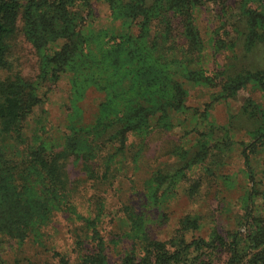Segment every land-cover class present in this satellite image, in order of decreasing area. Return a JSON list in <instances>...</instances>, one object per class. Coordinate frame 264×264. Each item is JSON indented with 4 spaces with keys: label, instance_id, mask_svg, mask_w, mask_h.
Segmentation results:
<instances>
[{
    "label": "rangeland",
    "instance_id": "1",
    "mask_svg": "<svg viewBox=\"0 0 264 264\" xmlns=\"http://www.w3.org/2000/svg\"><path fill=\"white\" fill-rule=\"evenodd\" d=\"M82 17L83 33L97 60L99 39L107 50L126 33L139 34L137 27L125 29L114 21L104 0H91ZM188 17L198 43L192 51L183 35L187 18L167 15L176 34V59L191 62L188 69L195 74L178 77L188 110L176 115L171 126L128 133L124 156L108 172L100 160L92 177L77 156H70L64 163L68 198L61 205L50 204L48 225L26 239L0 235V264H82L84 257L98 253L99 242L106 264H124L128 256L142 257L140 241L128 237L136 224L150 239L169 243L185 218L198 223L197 230L184 236L187 243H208L215 235L228 244L239 242L235 259L225 250L210 249L197 264H248L253 254L264 251V90L250 81L236 91H224L225 82L235 77L264 76V0H202ZM248 18H256L252 27ZM16 27L6 58L9 71L35 86L40 98L27 119L25 138L28 144H44L57 152L71 128L94 124L106 100L107 91L98 88L105 81L86 86L85 76L65 73L40 86L43 53L23 36L20 21ZM249 107L254 121L246 117ZM210 124L217 130L207 137ZM197 154H203L201 164L184 165ZM175 164L176 180L169 184L165 174ZM251 231L261 246L252 243Z\"/></svg>",
    "mask_w": 264,
    "mask_h": 264
},
{
    "label": "trees",
    "instance_id": "2",
    "mask_svg": "<svg viewBox=\"0 0 264 264\" xmlns=\"http://www.w3.org/2000/svg\"><path fill=\"white\" fill-rule=\"evenodd\" d=\"M90 1L0 0V235L3 237L22 241L30 232L48 225L49 205H61L69 196L64 163L70 156H77L91 176L100 160L108 172L110 165L124 156L128 133L171 126L176 115L188 110L186 93L178 77L191 79L195 74L188 69L191 62L176 59V34L167 15L179 13L187 18L183 35L190 42L188 51H192L198 43L188 16L202 0H104L114 21L125 29L137 27L139 34L126 33L119 38V44L107 50L99 39L100 60L93 57L88 35L83 33L82 14ZM254 20H247L251 27ZM17 21L21 22L23 36L43 53L37 81L40 86L58 81L65 73L77 79L79 75L85 76L86 86L95 87L99 80L105 81L98 88L107 91L106 100L99 105L94 124L71 128L57 152L44 144H28L25 138L27 119L38 107L40 98L35 86L10 73L6 61ZM151 32L155 34L152 38ZM53 47L56 49L45 53ZM185 54L189 55L187 51ZM250 81L264 90V76L254 74L226 81L228 87L224 91H236ZM252 111L245 114L254 121L256 114ZM207 127L209 137L217 127L211 124ZM225 136L230 138L226 133ZM19 145L23 148L17 150ZM203 160V154H197L184 165L191 168ZM245 160L247 163V155ZM174 180L176 164L165 174L169 184ZM127 216L140 222L132 212ZM197 229L196 220L185 218L180 222L177 237L175 233L174 240L161 243L150 239L141 225L136 224L135 232L133 229L128 237L140 241L142 257L136 260L128 256L124 264H197L210 249L225 250L231 259L237 257L240 249L236 239L228 244L215 235L208 243L203 240L187 243L184 236ZM251 233L252 243L261 246L257 234ZM94 234L98 237L95 231ZM103 252V244L99 242L98 253L84 257L82 264H106ZM60 263L66 264L64 260ZM248 264H264V251L253 254Z\"/></svg>",
    "mask_w": 264,
    "mask_h": 264
}]
</instances>
